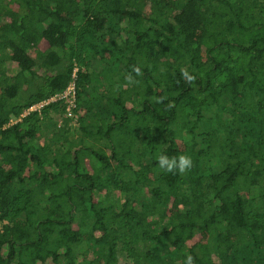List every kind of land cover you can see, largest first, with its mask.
<instances>
[{
	"label": "trees",
	"instance_id": "1",
	"mask_svg": "<svg viewBox=\"0 0 264 264\" xmlns=\"http://www.w3.org/2000/svg\"><path fill=\"white\" fill-rule=\"evenodd\" d=\"M0 18V264H264V0H0ZM76 67L81 138L63 104L21 119Z\"/></svg>",
	"mask_w": 264,
	"mask_h": 264
},
{
	"label": "built area",
	"instance_id": "2",
	"mask_svg": "<svg viewBox=\"0 0 264 264\" xmlns=\"http://www.w3.org/2000/svg\"><path fill=\"white\" fill-rule=\"evenodd\" d=\"M78 72H79V69L76 67L72 72L71 81L65 90H63L60 93L55 94L54 96H52L51 98H49L43 102H40V103L33 105L31 108H29L28 110H26L24 112L21 119L27 117L31 113H38V114L42 115L43 111L52 104H63V105H65L64 115H63L61 120L56 122L57 126L61 127L63 125L64 120H70V123H71L70 129L73 132L75 130H79L81 125H80L79 120L76 116V111L78 109V99H79V95H78V91H79V89H78ZM52 115L54 118L55 115L54 114H52ZM21 119L11 120L8 126L16 124Z\"/></svg>",
	"mask_w": 264,
	"mask_h": 264
},
{
	"label": "clouds",
	"instance_id": "3",
	"mask_svg": "<svg viewBox=\"0 0 264 264\" xmlns=\"http://www.w3.org/2000/svg\"><path fill=\"white\" fill-rule=\"evenodd\" d=\"M182 75L188 79L192 80L193 77L190 76L183 69L181 70ZM158 169L164 172H173L174 170L180 174L185 173L190 170L193 164V161L189 155L180 154L177 156H168L165 154L158 155L156 158ZM184 264H194V258L191 254H184Z\"/></svg>",
	"mask_w": 264,
	"mask_h": 264
},
{
	"label": "crops",
	"instance_id": "4",
	"mask_svg": "<svg viewBox=\"0 0 264 264\" xmlns=\"http://www.w3.org/2000/svg\"><path fill=\"white\" fill-rule=\"evenodd\" d=\"M109 61L108 60H104V61H100V62L99 61H94L93 62V71L96 74L99 73L102 76L105 75V74H107V75L111 74V75H114L113 77H115L117 75L116 73H118V71L121 72L123 70V67L122 68L120 66H117L116 67L115 65H113V61H112V65H109V64H107ZM109 80H108V78H101L99 80V82H97L96 80H94V83H96V85L99 83V85H101V87H102V89H101L102 91L100 93H102L104 91H107L108 92V89H109V85H108ZM97 96L99 97L100 94H98Z\"/></svg>",
	"mask_w": 264,
	"mask_h": 264
},
{
	"label": "rangeland",
	"instance_id": "5",
	"mask_svg": "<svg viewBox=\"0 0 264 264\" xmlns=\"http://www.w3.org/2000/svg\"><path fill=\"white\" fill-rule=\"evenodd\" d=\"M0 22L4 23V19L0 18ZM61 53V52H60ZM11 63H7V66H10ZM122 67H124V61L122 62V64H120ZM15 105H23V101H21L20 99H17L14 101ZM55 123L53 122V120H49L46 125H45V131L47 132H51L53 127H54ZM75 134V138L79 139L82 137L81 132L79 130H75L74 131ZM86 145H92V141L91 140H87L86 141ZM243 146L244 147H248V143L247 141H243ZM116 196V195H115ZM142 200L139 201V203H141ZM89 258L90 260H92L94 258V255L92 253L89 254Z\"/></svg>",
	"mask_w": 264,
	"mask_h": 264
}]
</instances>
